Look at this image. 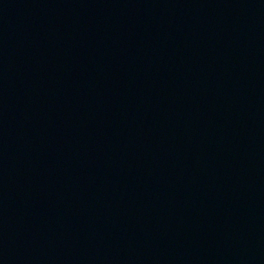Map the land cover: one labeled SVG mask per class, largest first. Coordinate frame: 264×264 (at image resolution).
I'll return each instance as SVG.
<instances>
[{"label": "water", "instance_id": "95a60500", "mask_svg": "<svg viewBox=\"0 0 264 264\" xmlns=\"http://www.w3.org/2000/svg\"><path fill=\"white\" fill-rule=\"evenodd\" d=\"M0 264H264V0H0Z\"/></svg>", "mask_w": 264, "mask_h": 264}]
</instances>
